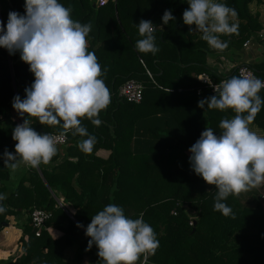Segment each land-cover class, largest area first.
<instances>
[{
  "label": "trees",
  "instance_id": "obj_1",
  "mask_svg": "<svg viewBox=\"0 0 264 264\" xmlns=\"http://www.w3.org/2000/svg\"><path fill=\"white\" fill-rule=\"evenodd\" d=\"M256 0H219L236 12L237 32L221 36L227 49L211 51L200 39L195 26L183 23L187 0H116L96 7L93 0H59L72 10V18L91 24L88 50L96 54L105 72L102 77L111 93V102L99 114L100 126L85 119L82 124L95 144L88 153L78 147L86 137L73 136L48 165L21 168L13 175L4 167L5 150L15 155L13 129L24 123L12 107L18 95L34 82L20 52L10 55L0 48V194L7 211L0 214V242L17 219L23 230L10 246L0 247L6 258L0 264H76L64 261V252L75 246L88 264H101L95 245L88 249L85 235L91 218L112 203L124 209L129 218L143 219L156 233L159 246L139 264H264V212L259 199L241 202L229 196L226 203L235 216L214 210L215 186L208 185L191 169L190 147L210 127L218 136L219 123L232 118V111L202 109L198 102L213 96L201 88L199 75L215 83L225 77L208 64V56L239 50L263 30L258 16L250 10ZM264 5V0H257ZM171 10L175 17L165 25L162 17ZM25 14L24 0H0V21L6 27L9 12ZM151 21L156 27L153 55L137 51V25ZM217 56V55H216ZM211 63L216 62L210 60ZM264 77V65L250 66ZM129 80L144 87L139 104L118 96V89ZM264 98V90L260 93ZM38 133H59V127L41 126L32 120ZM253 124L264 130V107ZM144 126L145 132L141 127ZM144 142L141 150L135 144ZM99 152L107 155L102 157ZM70 158H76V162ZM252 196L250 199H252ZM51 212L46 230L35 237L29 224L33 209ZM192 223V225H190ZM80 224L83 227H77ZM49 229L63 233L52 239ZM9 243V242H8Z\"/></svg>",
  "mask_w": 264,
  "mask_h": 264
},
{
  "label": "clouds",
  "instance_id": "obj_2",
  "mask_svg": "<svg viewBox=\"0 0 264 264\" xmlns=\"http://www.w3.org/2000/svg\"><path fill=\"white\" fill-rule=\"evenodd\" d=\"M189 7L183 13V23L195 26L200 39L215 50L227 49L221 36L237 32L231 18L233 8L217 0H187ZM25 14L9 12L6 27L0 21V48L10 55L20 52V59L29 66L34 82L25 89V98L17 95L12 107L24 123L12 132L16 141L15 155L3 153L4 167L15 174L21 166L37 169L48 165L58 152V140L67 132L86 137L78 142L85 153L92 150L95 137L90 135L82 121L87 119L100 126L99 114L111 102V93L102 77L105 72L96 54L88 50L91 24H82L72 18V10L59 0H24ZM171 10H166L162 21H174ZM139 36L135 47L143 54L155 55L156 27L151 21L141 20L137 25ZM215 95L202 99L198 107L221 112L232 111V118L219 123L220 134L207 127L193 144L189 163L192 171L206 184L215 186L214 210L224 216H235L224 203L229 196L238 197L252 189L264 186V135H258L250 125L264 107V80L248 76H232L213 85ZM218 93V94H217ZM32 120L41 126L59 127L57 135L38 133ZM6 199L0 194V202ZM0 203V214L6 212ZM77 227H83L78 224ZM85 235L90 238L88 249H98L101 264H139L141 256L154 254L159 246L156 233L141 213L132 219L116 204H108L92 216Z\"/></svg>",
  "mask_w": 264,
  "mask_h": 264
},
{
  "label": "crops",
  "instance_id": "obj_3",
  "mask_svg": "<svg viewBox=\"0 0 264 264\" xmlns=\"http://www.w3.org/2000/svg\"><path fill=\"white\" fill-rule=\"evenodd\" d=\"M252 6L253 7H250V10L253 14L256 11L257 12L260 11L258 21L264 28V20H262V16L264 17V10L262 8L257 7L253 3H252ZM259 6H261V5H259ZM231 20L233 23H236V20L234 19V17L231 18ZM262 31H264V30H262ZM262 31H261V33H262ZM261 33L259 34L260 36H262ZM262 39H264V37H262L261 39H259L257 37L255 40H258V41L254 42L253 45H252V42H250L247 47H244V44L246 43L245 42L239 50L227 51V52H224L223 54H219L217 52V53L213 54L212 57H211V55L208 56L209 59L207 62H208V64H210V66H212V68L217 70L218 73L222 74L225 77L229 76L234 71V69L239 64H242V63L250 64L251 66H262V65H264V44L260 43V40H262ZM210 50L215 51V49H212V48H210ZM210 60L216 61V62L211 63ZM250 127L253 131L257 132L258 135H264V130L259 128L257 125L252 123L250 125ZM141 130H142V132H145L143 125L141 127ZM144 144H145L144 142H142V143L137 142V144H135V149L138 146L142 150L143 148H145ZM98 154L102 157H105L108 153L106 154L105 152H99L98 151ZM70 159H71V161L76 162V158H70ZM14 223H15L14 224L15 227H13L12 229H9V230L14 231L13 234L11 233L9 235L11 237H9L7 234H5L4 239L0 242V247L12 245L14 243L15 239L20 236V234L23 230V227L19 224L20 222L17 219L15 220ZM48 231H49L52 239H54V240L59 239L63 235V233L58 231V230L49 229ZM0 259L1 260H10L9 258H6L5 252H1V251H0ZM64 261L67 263L74 262L76 264H88L89 258L86 256L79 257V255L77 254L75 246H73V247L67 248L65 250Z\"/></svg>",
  "mask_w": 264,
  "mask_h": 264
},
{
  "label": "built area",
  "instance_id": "obj_4",
  "mask_svg": "<svg viewBox=\"0 0 264 264\" xmlns=\"http://www.w3.org/2000/svg\"><path fill=\"white\" fill-rule=\"evenodd\" d=\"M93 1L96 7H102L109 2L116 3V0H93ZM252 40H254V37H250L244 44V47H247ZM250 66H251L250 64H246V63L239 64L234 69L235 75L256 77L261 80H264V77H260L259 75H257L256 72ZM197 80L199 83H201V88L197 89L198 94L204 88H208L211 94L213 95L216 94L213 87V85L216 84L210 79L209 76L202 74L197 77ZM143 91H144V87L141 83L135 80H129L126 83H124L121 87H119L118 96L121 100H125L128 103L139 104L142 100ZM68 133L69 132H67L65 136H63L58 140V145H57L58 147H62L66 145ZM51 134L57 135L58 133H51ZM51 217H52L51 212L46 210L35 208L31 211L29 215V224L34 231L35 237H39L41 233L46 230V223L51 219ZM190 225H192V223H190Z\"/></svg>",
  "mask_w": 264,
  "mask_h": 264
},
{
  "label": "rangeland",
  "instance_id": "obj_5",
  "mask_svg": "<svg viewBox=\"0 0 264 264\" xmlns=\"http://www.w3.org/2000/svg\"><path fill=\"white\" fill-rule=\"evenodd\" d=\"M218 1L219 0H217V2ZM253 4H255L257 7L262 8L264 10V5L261 2H259V1L256 0V1L253 2ZM259 5H261V6H259ZM250 7H253L252 4L250 5ZM254 15H257L258 18H259L260 11L254 12ZM262 20H264V17L263 16H262ZM263 30H264V28H263ZM260 33L256 34V37L254 38V40L251 41L252 42V45L254 44V42L258 41V40H255L257 37L259 39H261L262 37H264V31H262V33H261L262 36L259 35ZM260 43L264 44V39L260 40ZM252 195L253 196H256L257 195L256 198L259 199V203L262 206V210L264 212V186H262L260 188H257V189H252V190H250V191H248L246 193H241L240 194V196H241V202L245 203V202H248V201H253L254 198H253ZM251 196H252V199H250ZM21 223H19V224L21 225ZM13 232H14L13 230H7V235L9 236L11 233L13 234ZM9 237H11V236H9Z\"/></svg>",
  "mask_w": 264,
  "mask_h": 264
}]
</instances>
